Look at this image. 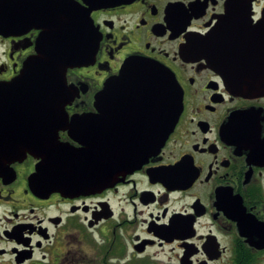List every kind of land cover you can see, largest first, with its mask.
<instances>
[{"label": "flooded vegetation", "instance_id": "obj_1", "mask_svg": "<svg viewBox=\"0 0 264 264\" xmlns=\"http://www.w3.org/2000/svg\"><path fill=\"white\" fill-rule=\"evenodd\" d=\"M65 9L88 13L94 46L66 71L67 116L48 118L62 124L57 173L33 150L29 109L0 107V264H264V0H0V83L44 33L53 42L43 48H56ZM66 32L79 39L75 24ZM138 59L181 93L163 146L153 147L159 95L126 96L121 126L91 135L124 138L134 156L148 140L145 161L115 177L90 167L83 182L65 178V161L94 164L80 152L103 145L80 141L79 116L98 114V92ZM87 180V192L38 189Z\"/></svg>", "mask_w": 264, "mask_h": 264}, {"label": "water", "instance_id": "obj_2", "mask_svg": "<svg viewBox=\"0 0 264 264\" xmlns=\"http://www.w3.org/2000/svg\"><path fill=\"white\" fill-rule=\"evenodd\" d=\"M76 18L77 22L75 21ZM61 21H64V26L62 24L59 26L61 34L54 40L56 48L53 50L43 48L42 42H53V39L44 33L39 39L38 55L25 62L20 74L14 80L0 83V107H4L6 104H15V106L29 109L30 113L27 118H32L33 150L43 148L46 153L45 163L54 168L44 167L43 170L51 171L54 174L57 173L58 169V161L54 158H59L56 156L57 152L64 149L62 145L57 143V126L62 124L50 122L48 118L66 117L62 99L66 70L80 64L81 61L87 60V53L94 46L88 13L81 12L78 15L65 9L64 17L61 14ZM74 24L80 31L77 41H74L72 36L66 32ZM63 30L66 32L64 35ZM142 94L152 95L153 101L155 96L159 95L160 119L155 123L156 136L153 140V147L157 151L159 150L178 119L181 109V95L170 75L163 68L149 61L131 60L123 65L119 74L107 81L103 90L97 94L98 114L79 116L82 119L79 123L88 128L78 131L80 134L84 133L80 135L82 137L80 141L85 144L96 142L103 144L100 147L86 146L80 153H91L97 158V162L93 164L65 161L66 165L72 167L71 171L68 169V172L73 173V176H66L65 178L73 177L76 179L81 175L83 182L89 177L84 176V174L90 172V167L115 177L121 173L131 172L145 161L148 140L141 141L142 145L139 147L141 155L134 156L131 150L126 151L124 149V138L110 139L103 137L104 135H91L99 132L95 128L106 124L113 127L121 126V123L117 122L124 120V99L127 96L129 100H137V96ZM112 117L114 120L113 123H110ZM40 143H48V145L40 147L37 145ZM116 143H118L117 146ZM54 178L50 181H54ZM85 183L70 187L54 182L49 188L38 189L46 193L91 191L93 185L90 184L89 180Z\"/></svg>", "mask_w": 264, "mask_h": 264}]
</instances>
